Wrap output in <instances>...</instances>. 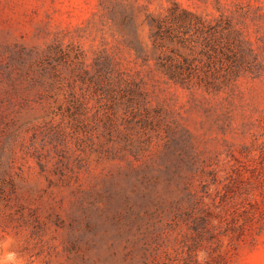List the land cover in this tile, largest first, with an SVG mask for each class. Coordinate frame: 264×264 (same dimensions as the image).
<instances>
[{"label": "rangeland", "instance_id": "rangeland-1", "mask_svg": "<svg viewBox=\"0 0 264 264\" xmlns=\"http://www.w3.org/2000/svg\"><path fill=\"white\" fill-rule=\"evenodd\" d=\"M6 241L23 264H264V0H0Z\"/></svg>", "mask_w": 264, "mask_h": 264}, {"label": "trees", "instance_id": "trees-1", "mask_svg": "<svg viewBox=\"0 0 264 264\" xmlns=\"http://www.w3.org/2000/svg\"><path fill=\"white\" fill-rule=\"evenodd\" d=\"M150 24H154V30L152 31V35L159 36L161 30H162V21L160 19H151ZM183 26V25H180ZM159 66L162 68L164 73L167 74V76L174 81L175 83L183 84V85H190L192 83V75L199 72V67H196L195 65H191L189 62L187 64H180V63H166L165 61L159 62ZM196 70V71H195ZM201 82H204L206 84V87L210 86L211 82L204 80L202 77L199 79H195L196 84H200ZM194 83V81H193ZM212 83L214 84L213 80ZM110 206L116 208V206H119L120 201H110ZM117 204V205H116ZM89 222H86V226H89ZM80 236L79 239H82V236L85 234L84 232L79 233Z\"/></svg>", "mask_w": 264, "mask_h": 264}, {"label": "clouds", "instance_id": "clouds-1", "mask_svg": "<svg viewBox=\"0 0 264 264\" xmlns=\"http://www.w3.org/2000/svg\"><path fill=\"white\" fill-rule=\"evenodd\" d=\"M11 238L9 237V241ZM8 241L0 243V248L7 247ZM0 264H23L22 259L15 251H5L0 254Z\"/></svg>", "mask_w": 264, "mask_h": 264}]
</instances>
